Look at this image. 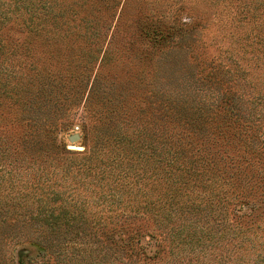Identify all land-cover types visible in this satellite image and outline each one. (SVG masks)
Returning a JSON list of instances; mask_svg holds the SVG:
<instances>
[{
    "label": "rangeland",
    "instance_id": "obj_1",
    "mask_svg": "<svg viewBox=\"0 0 264 264\" xmlns=\"http://www.w3.org/2000/svg\"><path fill=\"white\" fill-rule=\"evenodd\" d=\"M0 11L9 15L0 28V146L7 147L0 178L9 177L7 185L38 180L85 210L53 235L45 226L41 234L30 229L32 237H52L49 251L28 236L1 245L8 263L108 264L104 251L115 248L104 243L106 230L118 244L135 234L148 244L144 256L155 253L139 254L138 263L118 253L109 258L114 264H216L235 249L233 232L264 242V103H252L264 96V0H0ZM32 13L49 19L48 32H30L38 23L29 21ZM250 112L257 128L242 129ZM32 120L53 128L54 145L41 160L17 145ZM108 121L126 133L156 124L163 137H187L182 124L207 123L210 151L229 176L220 186L226 193L219 202L181 189L187 205L180 209L163 180L130 186L126 163L104 168L102 180L99 170L84 172L79 163ZM138 187L163 199L164 210L130 212L132 201L143 200L134 196ZM13 195L5 200L12 211Z\"/></svg>",
    "mask_w": 264,
    "mask_h": 264
},
{
    "label": "trees",
    "instance_id": "obj_2",
    "mask_svg": "<svg viewBox=\"0 0 264 264\" xmlns=\"http://www.w3.org/2000/svg\"><path fill=\"white\" fill-rule=\"evenodd\" d=\"M8 18L7 12L0 11V28L5 26L4 24L8 22ZM28 18L30 22L38 21V23H33L34 26L30 29L34 36L39 35L43 31L48 32L45 26L49 19L46 20V17H44L39 20L34 13L30 14ZM50 18L53 19V16ZM252 103L254 106L264 103V96L256 98ZM254 122L250 112L248 115L246 114V117H242L238 124L242 129H255L257 126ZM27 125L30 133L27 137L20 139L17 145L25 156L33 157V160L34 158L41 160L42 156L46 155L45 152L47 153L54 145L52 142V125L39 120H32ZM156 126V124L152 125V127H148L145 123L138 124L130 127L131 130L126 133L119 122H102L97 126V147H95L96 149L92 151L90 156L80 161V167L83 168L84 172L94 174V177H96L97 170H99L102 180L104 168L120 167L122 163H126L130 168L129 172L132 173L129 176L133 179L130 186L133 183H139L145 187L143 180L151 181V177H153L151 182H155L157 185L163 180L165 184L167 183V189L171 190L170 199L172 201L170 203L177 205V208L180 209L182 204L187 205V203L181 202L179 199L182 190L190 191L191 193L196 190H202L210 194L211 199L219 200L220 202L221 195L226 193V190L223 191L220 186L222 184L228 185L226 177L229 176L225 175V171L218 166V160H215V153L210 151V146L215 144L214 137L209 136L212 133V127L204 122L182 124L180 129L187 130L189 133L187 137H163L155 133L158 130ZM118 144L121 147L120 150H111L108 152L109 154L103 153L105 148L109 149L111 145L118 146ZM0 149L7 151V147H2V145ZM4 151L0 150V157H5L3 156ZM218 159L220 160L221 157ZM97 161L100 164H93ZM42 163H45V160ZM5 164V162L3 164L0 162V168ZM140 166L141 168L139 169ZM42 168L44 169V167ZM149 168L152 171L151 175L147 176ZM170 177L172 178L168 183ZM9 179V177L6 180L2 177L0 178V247L1 245H9L8 243H12L13 240H19L23 238L22 236H28V238L36 239L39 243L42 240L41 242L49 251L51 248H55V245L51 244L53 242L52 237H41L39 234L32 237L33 232L30 229L41 234L42 226H45L48 229V233L53 235L60 232L61 226H64L66 230L71 223L75 222V214L84 215L85 210L81 212L77 208V212L73 208L76 205L70 206L67 204L68 201L66 199H60L57 189H51L49 186L44 188L39 185L38 180L34 183H31V181L18 183L16 187L15 184L7 185ZM43 181L46 182V179ZM130 186H127V188H131ZM143 187H138L134 195L143 198V200L132 201L133 207H130L129 211L136 215L139 211L140 214L148 215H152L156 211H163L165 208L163 199L156 200L151 198ZM12 193L14 195L10 200L13 201L14 211L8 209L6 207L8 203L5 202ZM223 199L224 197L221 200ZM70 207H72V211L69 210ZM9 211L11 216L8 214ZM86 220L87 218L84 216L82 223H85L88 227ZM27 229L29 232L25 233ZM232 235V248L234 240L235 249H230L231 252L227 257L221 254L220 257H215L217 260L216 264H246V262L248 264H264L263 241L257 242L254 238L256 237L255 235L235 234L234 232ZM105 237L104 243L112 244L115 249H105L102 257L103 263L114 264L113 260L109 261V258H116L115 254L118 253L123 254L126 259L133 257L137 263L139 254H143L146 259H151L155 256V253L147 257L144 256L148 244H142L135 234L129 235L121 244H118L114 237L109 236L108 230H106ZM56 252L53 251L51 253ZM0 264H12V262L8 263L6 258L0 254Z\"/></svg>",
    "mask_w": 264,
    "mask_h": 264
},
{
    "label": "water",
    "instance_id": "obj_3",
    "mask_svg": "<svg viewBox=\"0 0 264 264\" xmlns=\"http://www.w3.org/2000/svg\"><path fill=\"white\" fill-rule=\"evenodd\" d=\"M78 139V135L77 134H73L69 137V141L73 142L76 141Z\"/></svg>",
    "mask_w": 264,
    "mask_h": 264
}]
</instances>
